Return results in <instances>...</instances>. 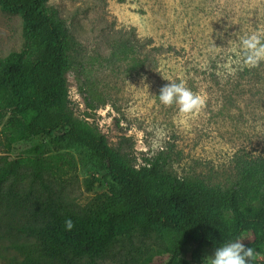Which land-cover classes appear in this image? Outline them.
<instances>
[{
    "label": "rangeland",
    "instance_id": "rangeland-1",
    "mask_svg": "<svg viewBox=\"0 0 264 264\" xmlns=\"http://www.w3.org/2000/svg\"><path fill=\"white\" fill-rule=\"evenodd\" d=\"M47 6L69 32L75 117L136 166L160 156L173 175L226 189L237 179V158H264V0H47ZM119 36L135 37L140 49L114 58ZM23 42V19L0 6V59L20 51ZM5 123L0 165L36 156L65 158L51 178L58 204L82 211L108 191L101 178L89 190L98 178L97 159L81 144L34 137L8 150ZM19 196L46 194L26 179ZM8 238L25 240L20 234L0 239V264H16V257L17 264H30ZM253 240L249 234L239 244ZM194 247L185 249L187 264H216L224 252L205 249L196 259ZM248 258L264 259V247L252 249ZM168 260L165 240L136 233L94 263L77 264Z\"/></svg>",
    "mask_w": 264,
    "mask_h": 264
},
{
    "label": "trees",
    "instance_id": "trees-1",
    "mask_svg": "<svg viewBox=\"0 0 264 264\" xmlns=\"http://www.w3.org/2000/svg\"><path fill=\"white\" fill-rule=\"evenodd\" d=\"M0 6L23 19L21 50L0 59V126L6 121L8 150L34 137H47L55 145L71 140L97 159L98 178L91 179L89 190L100 178L108 184L106 193L76 211L52 196L51 178L59 173L63 156L4 161L0 239L20 234L25 240L8 238L9 245L24 253L30 264H77L84 259L94 263L136 233L166 241V264H187L183 254L189 245L195 246L196 259L210 249L224 251L216 264H264V259L248 258L252 249L264 247V158H237V179L226 189L200 178H179L160 156L136 166L112 148L105 135L75 117L68 77L74 69L69 32L47 0H0ZM139 49L135 37L119 36L114 58L122 60ZM34 151L40 153L42 146ZM26 179L46 196H19ZM249 234L253 242L240 245Z\"/></svg>",
    "mask_w": 264,
    "mask_h": 264
}]
</instances>
